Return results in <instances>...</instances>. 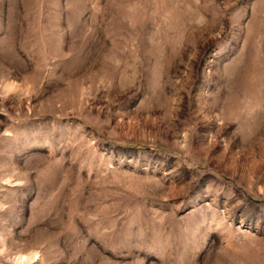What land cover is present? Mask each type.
I'll use <instances>...</instances> for the list:
<instances>
[{"label": "rangeland", "instance_id": "1", "mask_svg": "<svg viewBox=\"0 0 264 264\" xmlns=\"http://www.w3.org/2000/svg\"><path fill=\"white\" fill-rule=\"evenodd\" d=\"M0 264H264V0H0Z\"/></svg>", "mask_w": 264, "mask_h": 264}]
</instances>
